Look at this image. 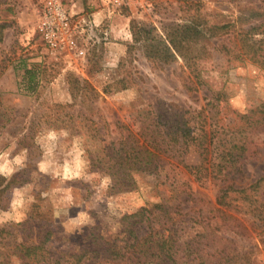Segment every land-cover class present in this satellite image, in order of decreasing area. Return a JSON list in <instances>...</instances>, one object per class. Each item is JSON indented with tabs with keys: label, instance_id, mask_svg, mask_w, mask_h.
<instances>
[{
	"label": "rangeland",
	"instance_id": "1",
	"mask_svg": "<svg viewBox=\"0 0 264 264\" xmlns=\"http://www.w3.org/2000/svg\"><path fill=\"white\" fill-rule=\"evenodd\" d=\"M1 1L0 97L14 120L0 131V175L18 174L19 182L0 206V229L46 214L59 257L77 253L94 226L111 240L123 217L164 205L181 242L202 245L208 263L225 264L221 256L235 258L236 250L235 264H264L258 212L217 204L229 184L248 189L264 178V69L242 56L240 41L242 29L264 21V0H132L119 7L112 0ZM54 3L67 20L50 44L41 26ZM193 19L202 34L187 51L205 46L216 65L194 90L181 55L151 62L131 34L133 23L163 36ZM25 68L37 72L34 91L23 83ZM147 114H185L196 142L161 156L154 171L134 172L131 188L120 190L93 163ZM32 120L40 128L21 142ZM91 122L96 134L84 128ZM186 164L202 165L206 181L196 183ZM260 185L264 199V180Z\"/></svg>",
	"mask_w": 264,
	"mask_h": 264
},
{
	"label": "trees",
	"instance_id": "2",
	"mask_svg": "<svg viewBox=\"0 0 264 264\" xmlns=\"http://www.w3.org/2000/svg\"><path fill=\"white\" fill-rule=\"evenodd\" d=\"M241 31L240 41L244 49L242 56L264 69V21ZM131 34L134 43L141 44L151 62L163 61L167 64L181 55L186 61L185 67L191 77L192 90L204 84L201 79L204 73L216 68L214 51L209 48L203 46L195 55L187 51L198 45L202 34L194 19L169 29L163 36L154 27L148 29L133 23ZM20 64L25 66L24 61H20ZM23 83L31 91L36 89L38 80L34 68H25ZM13 113V109L4 107L0 97V131L14 120ZM147 116L149 115L139 116L142 118L137 131L114 142L105 157L98 158L93 163V167L97 164L99 170L113 178L120 190L131 188L134 172L154 171L161 156H175L177 152L181 153L185 147L196 142L185 114L171 117L157 114L149 119ZM68 117L73 118L72 115ZM39 124L41 123L32 120L21 142L33 139L40 128ZM84 126L88 131L94 128L93 131L97 133L95 122ZM199 146L202 147L201 142ZM184 168L195 177L196 183L206 181L203 179L206 177L202 175V165L186 164ZM263 180L264 178L259 179L248 189H237L234 188V183L229 184L221 190L217 204L235 210L245 206L252 213L258 212V216H261L259 220L264 223V199L259 197ZM16 182H19L18 174L10 179L0 175V206L7 200L8 192ZM252 191L254 195L251 194ZM47 217L46 214L31 213L22 222L0 229V264H13L14 261L19 264H215L203 259L201 253L205 248L202 245L197 244L198 248H195L196 244L181 242V237L167 223L174 219L169 207L164 205H155L152 209L142 208L123 217L119 235L111 240L105 239L99 233V227L94 226L83 235L77 253L59 257H55L51 251L56 227ZM200 246L202 249H199ZM233 252L236 254L235 258L233 256L229 259L223 254L220 259L225 264L238 263L239 251ZM241 253L245 259L250 256L249 251L242 250ZM233 259H236L235 262Z\"/></svg>",
	"mask_w": 264,
	"mask_h": 264
},
{
	"label": "built area",
	"instance_id": "3",
	"mask_svg": "<svg viewBox=\"0 0 264 264\" xmlns=\"http://www.w3.org/2000/svg\"><path fill=\"white\" fill-rule=\"evenodd\" d=\"M131 1L132 0H112L114 5L118 7L127 5ZM66 20V15L62 11L60 5L56 3L51 4L47 13L45 14L41 26L43 36L47 40V42H49L50 44L56 42V31H60V28H63L64 24L66 23Z\"/></svg>",
	"mask_w": 264,
	"mask_h": 264
}]
</instances>
